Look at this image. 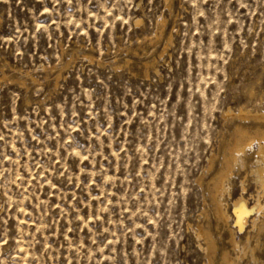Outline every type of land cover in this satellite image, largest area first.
Masks as SVG:
<instances>
[{"label":"rangeland","instance_id":"obj_1","mask_svg":"<svg viewBox=\"0 0 264 264\" xmlns=\"http://www.w3.org/2000/svg\"><path fill=\"white\" fill-rule=\"evenodd\" d=\"M241 109L264 113V0H0V264H264V209L233 208L264 207L258 145L229 227L213 202Z\"/></svg>","mask_w":264,"mask_h":264},{"label":"bare ground","instance_id":"obj_2","mask_svg":"<svg viewBox=\"0 0 264 264\" xmlns=\"http://www.w3.org/2000/svg\"><path fill=\"white\" fill-rule=\"evenodd\" d=\"M164 22H165V20L160 21L159 25H162ZM228 114L233 115V112L229 111ZM233 116H235V115H233ZM240 117H242L246 120L247 119L255 120L257 122V124H259V126L257 127L255 125L256 128L252 129V130L247 129V128L246 129H244V128H238L237 129V136H235L236 139L234 141V144L232 143L233 145L230 148V153L226 157L224 170L222 169L223 171H222V173H220L219 179L214 185L213 202L215 205V214H216L218 221L222 224H225L228 227H229V222L232 218V215L229 212V205L226 201L225 196L231 197V190H232L231 188L232 187H231V183H229L230 175L232 173L234 165H236L240 161L243 164V162L246 160L245 159L246 151L249 148H253L254 145H258V150L256 149V155L258 157V159H256L257 160L256 162L258 163V168L256 170V173H257L258 181H259V184H260V187H261V190L263 193V197H264V113H259V112L254 113L252 111H246L245 109H241ZM228 145H230V144H228ZM229 147L230 146H228V149H229ZM254 153H255V151H254ZM251 160H253V159H251ZM248 162H250V160H248ZM211 181H213V180L211 179ZM213 184H214V182H213ZM243 192L244 193L246 192L245 186H243ZM261 197L262 196H258V199H256L257 201L253 207H251L249 205L248 200L245 198L244 195H241L239 198L233 199V208H234L235 215L237 218L236 223H237L238 227H240V230L245 229V227L248 223V219L253 212L258 211L259 213H261L263 211L264 207H263V204L261 202ZM217 225H219V224H217ZM233 225H235V224H233ZM231 229H229V232H230L229 243L236 248H240L242 250V252H244L245 250H247V248L249 246L247 248H245V247L242 248V244H241V242L238 241L236 234H235V231L231 230ZM210 230H211V228H210ZM258 230H259V228H258ZM213 232L214 231L211 232L212 235H213ZM198 233L199 234L196 233L199 237V238L198 237L197 238L200 239V237H203L204 239H206V241L208 242L207 243L208 244V250L207 251H209L210 253L213 254L216 250V246H215V244H213L211 242L210 234L201 227L199 228ZM251 250L252 249H250L249 251H251ZM222 259H224L226 264L234 262L233 257L228 253V251L223 254Z\"/></svg>","mask_w":264,"mask_h":264}]
</instances>
